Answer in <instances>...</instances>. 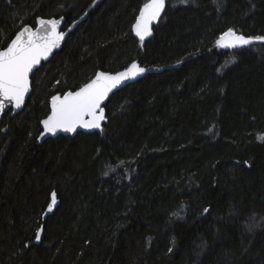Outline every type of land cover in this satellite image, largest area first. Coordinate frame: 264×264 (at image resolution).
Segmentation results:
<instances>
[{
  "label": "trees",
  "instance_id": "16d2710c",
  "mask_svg": "<svg viewBox=\"0 0 264 264\" xmlns=\"http://www.w3.org/2000/svg\"><path fill=\"white\" fill-rule=\"evenodd\" d=\"M146 2L0 0V50L85 15L2 122L0 264H264V40L217 44L264 37V0H167L141 41ZM134 61L179 66L112 94L102 128L38 142L52 96Z\"/></svg>",
  "mask_w": 264,
  "mask_h": 264
},
{
  "label": "snow or ice",
  "instance_id": "6c2138e0",
  "mask_svg": "<svg viewBox=\"0 0 264 264\" xmlns=\"http://www.w3.org/2000/svg\"><path fill=\"white\" fill-rule=\"evenodd\" d=\"M165 6V0H147L140 9L136 23L133 25L136 35L141 41L150 35V23L159 17ZM41 28L31 31L27 26L23 28L11 41V44L0 50V108L4 106V100L15 101L16 107L23 102L25 93L29 88V73L33 66L40 62L42 56L55 47L64 33L57 32L58 20H40ZM228 39L226 47L248 45L253 40H264V37H245L228 29L217 40L220 45ZM133 62L127 69L115 75L98 72L94 79L84 84L75 92H67L63 97L54 95L51 97V114L42 121L46 133H56L58 129L75 131L76 126L82 124L84 128H100L101 121L105 119L104 111L100 107L107 94L121 81L135 77L143 73ZM87 118V119H86ZM264 139V137H258ZM123 163V162H121ZM107 174V173H106ZM56 203V194L52 193L51 210ZM207 212L208 209H205ZM40 231L37 230L36 240L40 239Z\"/></svg>",
  "mask_w": 264,
  "mask_h": 264
},
{
  "label": "water",
  "instance_id": "95a60500",
  "mask_svg": "<svg viewBox=\"0 0 264 264\" xmlns=\"http://www.w3.org/2000/svg\"><path fill=\"white\" fill-rule=\"evenodd\" d=\"M166 7H167V0H165V6H164V8H163V10L161 11V13H160V15H159V17H157V19H155L154 21H152L151 23H150V35H148V36H146L145 37V39L143 40V41H145V40H148L151 36H152V33H153V29H154V27L159 23V21L161 20V18L163 17V15H164V13H165V11H166ZM138 16H139V14H138ZM85 19V15H83V16H81L80 18H78V19H76L68 28H64V26H65V23H66V17L65 16H61V17H51V18H45V17H38L37 18V23H36V26H32V25H30V24H27V25H25L23 28H25L26 26L31 30V31H37V30H39L40 28H41V25H40V23H39V21L40 20H45V21H48V20H58V21H60V23L57 25V32L58 33H60V32H62V33H64V36H63V38L61 39V40H59L58 41V43H57V45L55 46V47H53L52 49H51V51H49L48 52V54H47V56L45 57V56H42L41 57V59H40V62L38 63V64H36V65H34L33 66V69H32V71L29 73V88H28V91L25 93V95H24V98H23V102L20 104V106L19 107H16V105H15V101H9V100H4V106H3V108H0V134H1V126H2V122H3V120H4V118H5V116L8 114V112L9 111H11L12 112V115H16V114H18V113H20L23 109H24V107H25V105H26V103H27V100H28V98H29V96H30V94H31V92H32V75L35 73V71L38 69V68H40L41 66H42V64L43 63H45V62H48L52 57H53V55L57 52V51H60L61 49H62V47H63V45H64V43H65V41H66V39H67V37L69 36V34L71 33V32H73L76 28H77V26L83 21ZM135 23H136V21H135ZM134 23V24H135ZM22 28V29H23ZM22 29H20L17 33H16V35L14 36V38L13 39H15V37L17 36V34L22 30ZM228 31V30H227ZM227 31H225V32H227ZM236 34H238V35H243V36H245V37H250V36H247V35H244V34H241V33H239V32H237V31H235V30H233ZM133 32H134V34L136 35V33H135V31H134V28H133ZM224 32V33H225ZM223 34V33H222ZM221 34V35H222ZM221 35H220V37H221ZM137 36V35H136ZM138 37V36H137ZM219 37V38H220ZM139 38V37H138ZM218 38V39H219ZM12 39V40H13ZM11 40V41H12ZM11 41H10V43L5 47V48H3V49H6L10 44H11ZM256 40H253L251 43H253V42H255ZM228 43V39H226V40H224V41H222L221 42V44H220V47L221 48H223V49H232V48H240V47H244V46H247V45H239V46H236V47H226V46H224L225 44H227ZM249 45V44H248ZM3 49H1V50H3ZM140 68H144L145 69V71L143 72V73H139V74H137L135 77H130V78H127V79H125V80H123V81H121V83L120 84H118L115 88H113L108 94H107V96H106V98L104 99V101H102L101 102V105H100V107L103 109V111H104V116H105V119L103 120V121H101V126H100V128H102L103 127V125H104V123L107 121V113H106V109H105V105H106V103H107V101H108V99H109V97L112 95V94H114L115 92H117L118 90H120V89H122V88H124L125 86H127V85H129V84H132V83H134V82H136V81H138L139 79H141V78H143L146 74H148V73H152V72H161V71H164V70H166V69H171V68H174V67H178L179 66V63H176V64H170V65H164V66H144V65H142V64H140V62H138V61H134ZM133 63V62H132ZM131 63V64H132ZM130 64V65H131ZM129 65V66H130ZM128 66V67H129ZM128 67H126V68H124V69H122V70H119V71H117V72H109V71H104V70H100V71H98V72H103V73H107V74H111V75H115L116 73H119V72H122V71H124L125 69H127ZM97 72V73H98ZM96 76V75H95ZM95 76L92 78V79H94L95 78ZM91 79V80H92ZM90 80V81H91ZM90 81H88V82H90ZM87 82V83H88ZM86 84V83H85ZM83 86V85H82ZM81 86V87H82ZM79 89V88H78ZM78 89H76V90H69V91H67V92H75V91H77ZM67 92H65V93H57V94H55V95H59V96H61V97H63V95L64 94H66ZM51 110H52V107H51V101H50V113H49V115L51 114ZM48 115V116H49ZM47 116V117H48ZM47 117H45L44 119H46ZM43 119V120H44ZM87 119V118H86ZM42 120V121H43ZM41 124H42V122H41ZM100 128H95V127H93V128H84L83 126H82V124H80V125H77L76 126V129H75V131H67V130H64V129H58L57 130V132L56 133H46L45 135H41V133L44 131V125L42 124V132L40 133V135H39V137H38V142L39 143H41L42 141H44L45 139H47V138H49V137H57L58 135H61V134H63V135H75V134H77L79 131H84V132H94V131H96V130H98V129H100Z\"/></svg>",
  "mask_w": 264,
  "mask_h": 264
}]
</instances>
